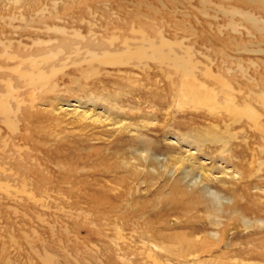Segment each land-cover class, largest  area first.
<instances>
[{"label":"rangeland","instance_id":"rangeland-1","mask_svg":"<svg viewBox=\"0 0 264 264\" xmlns=\"http://www.w3.org/2000/svg\"><path fill=\"white\" fill-rule=\"evenodd\" d=\"M70 1L75 3L61 2L59 9L78 7L76 13L87 21H99L101 26L108 23L106 39L117 28L121 32L116 33L117 48H123L120 43L126 38H138L130 30L141 27L152 39L161 35L174 44L180 43L181 48L172 46L179 54L183 48L193 54L194 60L212 67L221 66L223 70L230 68L231 73L226 72L223 77L234 90H240L237 82L241 81L245 82L241 87L245 95L251 90L259 91L264 85V23L225 13L235 8L264 20V0ZM76 28L83 36L87 35L85 24L79 23ZM157 64L156 60L149 61L152 69ZM81 66L79 69L69 66L63 72L67 74L63 81L71 103L65 112L52 113L49 106H42L34 118L17 123V131L0 121V172L2 169L6 174L0 173V264L50 261L53 264H166L164 260L155 263L149 256L151 246L138 239L134 226L143 221L156 223V217L165 218L168 209L179 217L170 223L180 228L177 231L184 226L206 228L212 234L222 230L223 226L210 225V221L225 222L231 203L230 196L217 186L200 184L205 199L215 198L220 207V213H216L219 216L202 212L186 214L181 199L168 201L173 199L169 188L174 180L179 178L195 190L201 176L195 165L169 162L170 156L186 160V154L183 147H178L179 152L176 144H170L175 143L172 136L165 135L169 127H178L181 133L199 139L205 133V123L213 122L217 116L224 117L226 124L215 129L237 133L238 129L230 126L235 119L223 111L207 109L193 116L188 114L191 105L179 110L173 107L167 113L160 107L151 110L145 102L157 104L173 95L155 71L119 68L124 75L110 66L100 67L97 72L87 65ZM103 70L114 73L105 75ZM83 73L87 74L86 78ZM77 87L108 96L112 101L138 105L139 114L127 113L130 121L117 118L125 127L120 134L117 128L109 130L107 125L115 121L100 104L79 111L101 118L102 124L79 122L73 115V110L78 109L74 100ZM87 92L79 93L82 99ZM181 110L185 113H180ZM132 125L140 126V131H133ZM209 134L205 138L213 137ZM216 137L215 134L213 138ZM253 168L249 161L242 165V169L252 172ZM250 183L254 182L249 181V189ZM249 193L254 195L253 191ZM244 221L248 223L247 229L238 230L242 239L231 242L235 230L229 231L230 254L222 259L235 264H264L257 255L261 246H255L247 238L257 233L260 224L251 217Z\"/></svg>","mask_w":264,"mask_h":264},{"label":"bare ground","instance_id":"bare-ground-1","mask_svg":"<svg viewBox=\"0 0 264 264\" xmlns=\"http://www.w3.org/2000/svg\"><path fill=\"white\" fill-rule=\"evenodd\" d=\"M61 2L75 3L70 0H47L43 3L41 0H0V121L10 124L17 131V123L34 118L42 106H49L52 113L65 112L66 107L71 106L67 98L69 91H66L67 86L63 81L67 75L63 72L69 66L79 69L81 65H87L93 72L106 66L118 70L131 67V70L155 71L156 76L166 81L165 85H168L173 95L171 99L170 96L167 98L168 101L163 100L157 104L144 101L151 110L160 107L167 113L173 107L179 110L191 105L193 108L188 114L193 116H199V110L202 109L210 112L223 111L235 119L230 126L238 129L237 133L229 130L222 133L215 129L226 124L225 118L219 116L213 122L205 123V133L199 139L181 133L178 127L168 128L165 136H172L175 141L170 144H176L179 152L178 147H183L186 154V160L170 156L169 162L173 165L177 162L195 165L201 176L195 190L179 178L174 180L169 188L173 199L168 201L181 199L186 214L202 212L216 215L220 213V207L217 206L215 198L205 199L206 196L201 192L200 184L208 183L229 195L231 205L228 206L229 212L225 213V222L210 221V225L223 226L222 230L214 234L206 228L194 229L190 226H184L181 231H177L180 228L172 227L170 223L172 219L177 220L179 217L173 215L174 210L168 209L165 218H155L156 223L143 221L135 225L138 239L151 246L148 253L155 263L164 260L168 264H235L230 263V259H222L230 254L228 248L231 246L227 243L229 231L235 230L232 232L231 242L242 239L238 236V230L241 227L247 229L248 223L244 219L251 217L254 218V223L260 225H257V233H252L247 238L253 240L255 246H261L257 255L264 263V85L257 87L259 91L251 90L245 95L241 89L245 82L241 81L237 82L240 90H234L231 83L223 77L226 72L231 73L230 68L223 70L221 66L212 67L194 60L193 54L183 48L182 54H179L177 48L172 46L181 48L180 43L174 44L160 33L159 38L152 39L141 27L130 30L138 38H126L120 43L123 48H117V28H113L110 38L106 39L104 34L108 31V23L101 26L99 21H87L76 13L78 7L77 10L71 7L59 9ZM225 13L231 17L240 14L249 21L264 23V20H257L248 11L241 13L233 8ZM79 23L86 25V36L76 28ZM198 53L209 60L206 55L199 51ZM154 60L158 61L156 70L149 65V61ZM94 66L96 67L93 68ZM103 71L102 74L105 75L114 73ZM121 72L125 75L124 71ZM57 75H60L59 80ZM82 76L86 78L87 74L83 73ZM77 88L74 100L78 109L73 110V115L79 122L102 124L104 121L101 118H92L90 113L79 111V108H94L96 104H100L102 110L115 121L107 125L109 130L117 128L120 134L125 127L117 122V118L130 121L127 113L139 114L138 105L112 101L108 96L96 95L92 91H85L88 94L82 99L79 93L85 92L82 88ZM221 95L224 100H221ZM180 113L184 114L185 111L181 110ZM118 125L121 127L118 128ZM131 129L140 131V126L132 125ZM209 132L217 137L205 138ZM19 149L18 147V151ZM248 161L254 164L253 172L242 169L243 163ZM249 181L254 182L250 183V189L247 188ZM248 191H253L254 195H250ZM238 220L241 221L240 224ZM240 261L243 263L244 259ZM48 264L53 263L50 261Z\"/></svg>","mask_w":264,"mask_h":264}]
</instances>
